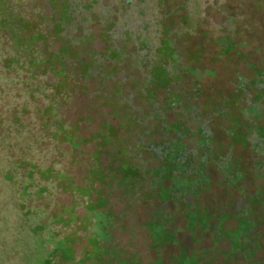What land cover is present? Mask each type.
Masks as SVG:
<instances>
[{"label":"rangeland","instance_id":"obj_1","mask_svg":"<svg viewBox=\"0 0 264 264\" xmlns=\"http://www.w3.org/2000/svg\"><path fill=\"white\" fill-rule=\"evenodd\" d=\"M170 1L138 59L77 65L102 90L76 98L45 61L31 95L0 46V264H264V0Z\"/></svg>","mask_w":264,"mask_h":264},{"label":"trees","instance_id":"obj_2","mask_svg":"<svg viewBox=\"0 0 264 264\" xmlns=\"http://www.w3.org/2000/svg\"><path fill=\"white\" fill-rule=\"evenodd\" d=\"M15 1L17 8L14 10V15H19V18L14 20V15L11 14L13 10H9V8L5 9L4 12H0V46L9 52L5 62L8 63L11 60L12 64L18 68L19 79L17 80L22 82L25 78H28L29 81L35 82H30L32 88V90H29L30 94L39 95L36 89H40L39 85L43 82H47L49 86L54 83V77L48 70L44 69L43 61L52 70L64 69L68 76L72 74L68 80V85L65 86L67 91L65 93L69 96H74L77 91L91 93V91L102 90L94 79L88 78L83 82V79L79 76L77 65L83 67L96 65L97 58L108 49H113L115 52L122 51L123 42L119 41L121 40V31L119 28H116L115 32L112 31L120 22L117 16H103L101 11L91 10V7L98 3L94 0H76V3L73 0H63L66 7L62 11L64 20L61 22V29L58 31L56 39L52 38V43L44 45L40 37L47 36L50 38L53 31L38 30L36 25H38L39 19L32 20V23L30 20L29 22L24 20L18 0ZM59 18L54 16V19L58 22ZM92 23L101 26L98 29L91 28ZM26 26L31 28H25ZM54 45H56V49L53 47ZM45 52L47 56H43ZM60 72L62 73V71ZM115 78L113 74L112 80L120 82V79ZM112 86L103 87V90H115L114 87L111 89ZM34 90H36V93L33 92ZM120 91L122 93V90ZM45 92L47 96L51 95V91ZM99 96L96 94L94 97ZM74 98L76 97L74 96ZM86 99L88 103V98ZM154 153L157 154L156 151ZM184 156L181 151L177 152L175 163L182 162ZM202 172L208 182L206 173L203 170ZM18 191L21 192L20 186Z\"/></svg>","mask_w":264,"mask_h":264},{"label":"flooded vegetation","instance_id":"obj_3","mask_svg":"<svg viewBox=\"0 0 264 264\" xmlns=\"http://www.w3.org/2000/svg\"><path fill=\"white\" fill-rule=\"evenodd\" d=\"M46 0H41V2H33L31 4V12L33 13V19L28 18L29 11H30V0H24V9L23 17L24 20L29 22V20L32 23V20H38V25H36L38 30H48L51 31V27L48 25L47 28H45L44 23L42 22V18L45 17L48 14H52L51 10L47 7L45 4ZM72 1V0H71ZM76 3V0H73ZM98 3L94 4L92 6L91 3V10L95 11H101L103 16L108 15H116L119 19L118 27L115 26L113 28V32L116 28H119L121 40L123 42V54L121 60L123 62V58L125 61V58H128L126 54L132 55L133 58H137L142 56L143 54L139 52L138 49V43L143 42L148 45V47L151 46V43L153 44V41L161 36V29L164 28H171L168 21L170 18L172 19V11L174 10V5L176 4L174 1L170 0H94ZM170 3V4H169ZM173 5V6H172ZM171 6V7H170ZM177 6V5H176ZM58 15H55V18H58ZM91 28L96 27L97 29L101 26L100 24L92 23ZM120 26V27H119ZM174 47L175 42L171 41ZM56 46V45H54ZM128 48H132V51L129 52ZM126 56V57H125ZM129 59V58H128ZM138 59V58H137ZM178 59H174L173 62L177 64ZM130 66L132 69L138 70L136 65H138L136 62V65H133V61L131 60ZM124 64V62H123ZM123 64H120V70L123 66ZM178 65V64H177ZM177 67V66H176ZM175 67V68H176ZM120 70L118 72L114 73L115 79H120ZM178 71V70H177ZM130 91L131 87H127ZM125 85L121 88L122 93L124 92V89H127ZM180 92H183L180 88ZM184 93V92H183Z\"/></svg>","mask_w":264,"mask_h":264}]
</instances>
